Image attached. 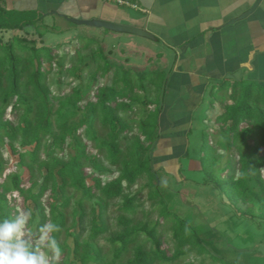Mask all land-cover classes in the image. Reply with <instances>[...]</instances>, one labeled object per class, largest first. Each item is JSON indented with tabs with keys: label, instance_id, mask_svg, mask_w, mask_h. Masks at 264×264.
Listing matches in <instances>:
<instances>
[{
	"label": "trees",
	"instance_id": "obj_1",
	"mask_svg": "<svg viewBox=\"0 0 264 264\" xmlns=\"http://www.w3.org/2000/svg\"><path fill=\"white\" fill-rule=\"evenodd\" d=\"M46 20L0 0V219L24 208L34 225L57 223L61 264H180L192 254L234 264L210 249L159 186L154 146L166 73L132 65L146 53L109 40L128 35ZM219 94L223 112L209 132L218 140L210 161L221 168L219 177L208 169L204 183L229 190L239 216L263 226L264 86L237 82ZM6 152L18 158L10 171ZM145 189L149 211L139 198Z\"/></svg>",
	"mask_w": 264,
	"mask_h": 264
},
{
	"label": "crops",
	"instance_id": "obj_2",
	"mask_svg": "<svg viewBox=\"0 0 264 264\" xmlns=\"http://www.w3.org/2000/svg\"><path fill=\"white\" fill-rule=\"evenodd\" d=\"M122 1L132 7L112 0H7V5L40 12L54 22L107 20L155 36L150 40L129 35V42L147 56L169 62L154 154L162 158L161 171L182 181V160L190 156L196 111L210 88L214 99L223 86L231 88L237 82L264 86V0L246 19L240 17L257 0Z\"/></svg>",
	"mask_w": 264,
	"mask_h": 264
},
{
	"label": "rangeland",
	"instance_id": "obj_3",
	"mask_svg": "<svg viewBox=\"0 0 264 264\" xmlns=\"http://www.w3.org/2000/svg\"><path fill=\"white\" fill-rule=\"evenodd\" d=\"M46 22L53 24L54 20L50 17H46ZM60 27H76L78 25L70 24L68 22H62L57 19ZM34 33V31H33ZM70 34V33H69ZM78 34H87V32H78ZM73 35V34H72ZM119 36L118 34H114ZM53 37V38H52ZM61 36H49L48 44L53 43L54 40L51 39H65ZM119 38H112L109 40L121 41L123 43H128V45L133 46L129 41L128 37L124 36ZM51 40V41H50ZM109 40H106L108 43ZM50 42V43H49ZM146 42V41H144ZM146 47L152 45L145 44ZM77 45H73L71 50ZM136 48V47H135ZM156 50H162L159 46H154ZM70 49V48H69ZM64 52V51H62ZM153 52V51H152ZM154 53H152L153 55ZM150 58V60H148ZM150 61V62H148ZM132 65H139L145 70L155 71L158 75V72H166L169 62L161 61L157 57L144 56L140 60L132 59ZM157 76L156 74H154ZM133 78H137L134 76ZM152 79L148 76L147 81L155 80L157 77ZM168 78V76H167ZM134 79V80H135ZM138 80V79H137ZM57 93H60L61 90H69L70 88H59L54 87ZM222 95H216L213 99L212 88L206 94L205 101L200 105L196 111L195 120L193 123V133L190 136V156L182 160L183 167V180L178 181L177 178L165 174L164 171H160L159 161L161 157H155L154 167L158 171L157 179L159 180V186L162 187L165 197L168 198L167 201L170 204V207L177 211L179 216L184 219H190L193 224H196V230L198 233H201V236L204 237L206 243L210 246L212 251L225 259L228 263L234 264H264V225L259 226L254 221L246 219L245 217L239 216L231 205V196L229 190H225V193L218 191L217 187L214 185H206L204 182L207 179L206 171L213 168V173L215 176L219 177V166L211 163L210 159L213 155V147L211 141L216 143L218 140L216 136L209 132L210 129L216 127L215 118L216 114L218 115L220 107L224 103V98ZM212 100V102H211ZM217 101L219 105H214L213 101ZM206 120V121H205ZM204 130V131H203ZM204 137V138H203ZM221 138V136H220ZM212 139V140H211ZM202 144H207L209 146L205 149ZM74 152L70 149L68 153ZM7 153V152H6ZM10 161L8 165V170L13 169V166L17 163L18 158L15 156L9 155ZM178 158V157H176ZM227 158V157H226ZM229 161V158H227ZM226 166V164H225ZM224 166V168H226ZM163 167H161L162 169ZM206 168V169H205ZM235 166L231 165L228 174H231L234 171ZM24 176H28V172L25 171ZM92 183V181L90 180ZM146 181H142L134 189L132 193H136L144 186ZM148 191H142L139 196L142 202L148 203L147 210H151L150 202L148 201ZM118 204V203H117ZM118 205L114 206L111 210L112 214L117 212ZM113 216V215H112ZM113 225L116 224L113 220ZM116 227V226H115ZM113 226V228H115ZM166 235V236H165ZM163 237L165 240L171 239V233H166ZM101 244H105V240L101 239ZM165 248L170 247V244L165 243ZM194 263V264H211L210 258L208 256H198L197 254H192L180 264L185 263Z\"/></svg>",
	"mask_w": 264,
	"mask_h": 264
},
{
	"label": "clouds",
	"instance_id": "obj_4",
	"mask_svg": "<svg viewBox=\"0 0 264 264\" xmlns=\"http://www.w3.org/2000/svg\"><path fill=\"white\" fill-rule=\"evenodd\" d=\"M33 210L17 208L0 219V264H61L60 226L52 221L33 224Z\"/></svg>",
	"mask_w": 264,
	"mask_h": 264
},
{
	"label": "water",
	"instance_id": "obj_5",
	"mask_svg": "<svg viewBox=\"0 0 264 264\" xmlns=\"http://www.w3.org/2000/svg\"><path fill=\"white\" fill-rule=\"evenodd\" d=\"M263 0H257V2L252 6V8L240 17V19H246L252 15L260 6ZM70 22L86 28L106 30L112 33L132 35L141 38H146L150 40H155V36L146 29L131 25H122L107 20L99 19H85V18H67ZM237 21V20H236Z\"/></svg>",
	"mask_w": 264,
	"mask_h": 264
},
{
	"label": "built area",
	"instance_id": "obj_6",
	"mask_svg": "<svg viewBox=\"0 0 264 264\" xmlns=\"http://www.w3.org/2000/svg\"><path fill=\"white\" fill-rule=\"evenodd\" d=\"M113 2L115 1V2H117L119 5H121V6H130V7H132V5H130L129 3H127V2H124V1H122V0H112ZM133 7H136V6H133Z\"/></svg>",
	"mask_w": 264,
	"mask_h": 264
}]
</instances>
